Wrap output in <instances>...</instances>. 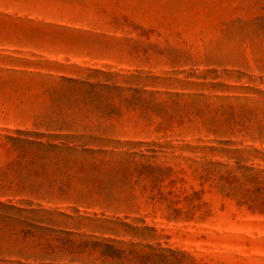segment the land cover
I'll list each match as a JSON object with an SVG mask.
<instances>
[{
    "label": "rangeland",
    "instance_id": "1",
    "mask_svg": "<svg viewBox=\"0 0 264 264\" xmlns=\"http://www.w3.org/2000/svg\"><path fill=\"white\" fill-rule=\"evenodd\" d=\"M0 203V264H264V0H0Z\"/></svg>",
    "mask_w": 264,
    "mask_h": 264
},
{
    "label": "trees",
    "instance_id": "2",
    "mask_svg": "<svg viewBox=\"0 0 264 264\" xmlns=\"http://www.w3.org/2000/svg\"><path fill=\"white\" fill-rule=\"evenodd\" d=\"M69 81L70 82H75L73 80H69ZM81 139H85V140H88V141H98L97 138L84 137V136H81ZM22 190H26V189H22ZM30 191H31L32 194H38V192L36 190L30 189ZM17 192H21V191L20 190H17ZM62 193L66 194L65 191H62ZM0 205H3V204L0 203ZM0 219H4V218L3 217H0Z\"/></svg>",
    "mask_w": 264,
    "mask_h": 264
}]
</instances>
